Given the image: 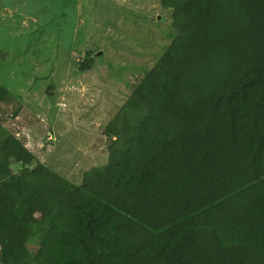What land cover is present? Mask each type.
<instances>
[{
    "label": "trees",
    "instance_id": "trees-1",
    "mask_svg": "<svg viewBox=\"0 0 264 264\" xmlns=\"http://www.w3.org/2000/svg\"><path fill=\"white\" fill-rule=\"evenodd\" d=\"M156 1L177 34L79 185L0 123V264H264V0Z\"/></svg>",
    "mask_w": 264,
    "mask_h": 264
},
{
    "label": "rangeland",
    "instance_id": "rangeland-1",
    "mask_svg": "<svg viewBox=\"0 0 264 264\" xmlns=\"http://www.w3.org/2000/svg\"><path fill=\"white\" fill-rule=\"evenodd\" d=\"M176 34L156 0H0V123L79 185L107 162L104 127ZM42 235L28 241L32 255Z\"/></svg>",
    "mask_w": 264,
    "mask_h": 264
},
{
    "label": "water",
    "instance_id": "water-1",
    "mask_svg": "<svg viewBox=\"0 0 264 264\" xmlns=\"http://www.w3.org/2000/svg\"><path fill=\"white\" fill-rule=\"evenodd\" d=\"M109 141H111V139H109Z\"/></svg>",
    "mask_w": 264,
    "mask_h": 264
}]
</instances>
